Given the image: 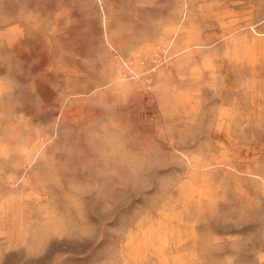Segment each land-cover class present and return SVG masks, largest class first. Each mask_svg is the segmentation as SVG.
I'll return each instance as SVG.
<instances>
[{
    "label": "rangeland",
    "instance_id": "1",
    "mask_svg": "<svg viewBox=\"0 0 264 264\" xmlns=\"http://www.w3.org/2000/svg\"><path fill=\"white\" fill-rule=\"evenodd\" d=\"M0 264H264V0H0Z\"/></svg>",
    "mask_w": 264,
    "mask_h": 264
}]
</instances>
